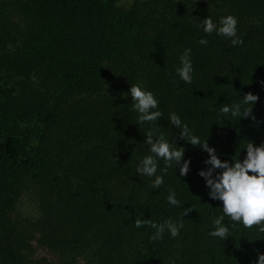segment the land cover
<instances>
[{"label":"trees","instance_id":"obj_1","mask_svg":"<svg viewBox=\"0 0 264 264\" xmlns=\"http://www.w3.org/2000/svg\"><path fill=\"white\" fill-rule=\"evenodd\" d=\"M229 14L243 40L235 47L199 27ZM186 48L187 85L175 73ZM132 84L155 94L156 125L191 161L160 189L135 172L149 153L125 97ZM246 93L258 96L248 117L219 113ZM170 113L222 160L264 143V0H0V264H255V228L208 236L222 214L198 175L208 154L180 139ZM169 187L180 207L167 203ZM26 196L34 218L18 213ZM191 204L178 237L150 241V226H134L175 221Z\"/></svg>","mask_w":264,"mask_h":264},{"label":"clouds","instance_id":"obj_2","mask_svg":"<svg viewBox=\"0 0 264 264\" xmlns=\"http://www.w3.org/2000/svg\"><path fill=\"white\" fill-rule=\"evenodd\" d=\"M237 24V18L229 14L221 16L218 21H214L211 16L202 19L199 27L206 35L215 33L217 36L228 38L231 45L235 47L243 44L242 38L238 35ZM199 43L207 45L208 40L202 37ZM193 72L191 49L186 48L179 56V66L175 68V73L187 85L193 81ZM127 96L132 98L131 108L137 114L135 124L146 126L143 132L146 139L143 144L148 146L149 154L139 158L135 168L136 174L140 177H147L149 186L154 190L164 186L169 169L174 168L176 175L178 173L180 177L186 176L191 161L184 159L185 148L178 147L174 139L170 141L166 138V135L156 125L163 113L155 94L143 84H132L125 97ZM257 99L258 96L252 93L243 94L237 101L222 104L219 113L226 119L248 117ZM167 120L171 126L180 130V139L193 146H199L208 154L204 160V164L208 167L201 169L198 175L206 182L209 198L222 202V207H219L222 214L212 218L208 236L224 241L232 236L229 225L232 228L238 225L244 229L255 228L257 233L264 234V143L254 145L253 142L247 141L243 146V149H246L244 158L241 160L239 153L238 158L233 159V156L230 162L222 160L217 150L209 146L208 139L204 140L195 135L179 115L170 113ZM166 199L169 205L181 206L177 193L171 187L168 188ZM192 209L197 210L192 204L189 208L183 207V211L175 221L166 219L163 223L137 218L134 226L136 228L150 226L154 230L149 236L150 241L162 240L166 231L170 237L175 238L184 228V216ZM225 217H227V222H225ZM255 264H264V254L258 253Z\"/></svg>","mask_w":264,"mask_h":264},{"label":"rangeland","instance_id":"obj_3","mask_svg":"<svg viewBox=\"0 0 264 264\" xmlns=\"http://www.w3.org/2000/svg\"><path fill=\"white\" fill-rule=\"evenodd\" d=\"M134 0H121V5L123 6H130ZM18 213L22 216H26L29 218L36 217L37 209L35 205L34 199L26 196L22 199V201L18 205ZM83 264H88L87 262Z\"/></svg>","mask_w":264,"mask_h":264}]
</instances>
